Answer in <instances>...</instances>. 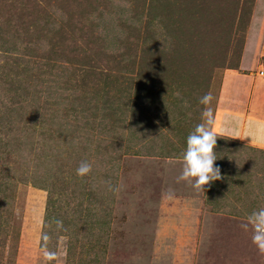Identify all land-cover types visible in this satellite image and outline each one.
<instances>
[{"label": "rangeland", "instance_id": "1", "mask_svg": "<svg viewBox=\"0 0 264 264\" xmlns=\"http://www.w3.org/2000/svg\"><path fill=\"white\" fill-rule=\"evenodd\" d=\"M260 69L264 0H0V264H264L240 228L264 103L224 94ZM205 108L222 179L197 191L177 177Z\"/></svg>", "mask_w": 264, "mask_h": 264}, {"label": "clouds", "instance_id": "2", "mask_svg": "<svg viewBox=\"0 0 264 264\" xmlns=\"http://www.w3.org/2000/svg\"><path fill=\"white\" fill-rule=\"evenodd\" d=\"M213 100L211 93H205L199 100L202 105H209ZM202 121L197 124L192 132L187 136L186 149L182 156V169L180 175L177 177V181H184L190 187L197 191H204L206 185H210L211 182L221 180V169L215 164L218 159V155L215 152L217 145L218 135L213 131L214 119L212 110L205 108L202 112ZM225 131H231L229 128H225ZM92 171V164L88 161H81L76 169L78 176H86ZM166 199H174L173 190L169 189L164 193ZM58 228H63V221H55ZM240 228L244 231H248L251 228L252 231V243L258 249L260 254H264V208L253 211L247 216V222L242 223ZM43 239L47 241L49 237L47 234L43 235ZM45 259H56V253L50 252L45 247Z\"/></svg>", "mask_w": 264, "mask_h": 264}, {"label": "crops", "instance_id": "3", "mask_svg": "<svg viewBox=\"0 0 264 264\" xmlns=\"http://www.w3.org/2000/svg\"><path fill=\"white\" fill-rule=\"evenodd\" d=\"M261 70V69H260ZM260 70L256 74L249 73L243 75H230L225 78L224 82V94L235 93L241 97L239 101H244V97L252 101H258L264 103V74L260 73ZM259 77H258V76ZM224 108L225 105L231 101L230 96H222Z\"/></svg>", "mask_w": 264, "mask_h": 264}, {"label": "built area", "instance_id": "4", "mask_svg": "<svg viewBox=\"0 0 264 264\" xmlns=\"http://www.w3.org/2000/svg\"><path fill=\"white\" fill-rule=\"evenodd\" d=\"M260 73H261V74H264V69H261V70H260Z\"/></svg>", "mask_w": 264, "mask_h": 264}]
</instances>
